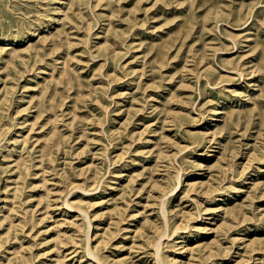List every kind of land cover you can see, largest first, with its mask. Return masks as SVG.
<instances>
[{
    "label": "rangeland",
    "instance_id": "rangeland-1",
    "mask_svg": "<svg viewBox=\"0 0 264 264\" xmlns=\"http://www.w3.org/2000/svg\"><path fill=\"white\" fill-rule=\"evenodd\" d=\"M0 264H264V0H0Z\"/></svg>",
    "mask_w": 264,
    "mask_h": 264
},
{
    "label": "bare ground",
    "instance_id": "bare-ground-1",
    "mask_svg": "<svg viewBox=\"0 0 264 264\" xmlns=\"http://www.w3.org/2000/svg\"><path fill=\"white\" fill-rule=\"evenodd\" d=\"M157 248H158V245H157Z\"/></svg>",
    "mask_w": 264,
    "mask_h": 264
}]
</instances>
